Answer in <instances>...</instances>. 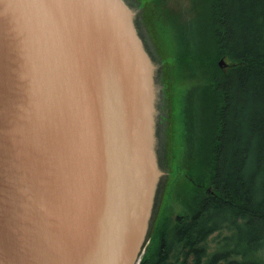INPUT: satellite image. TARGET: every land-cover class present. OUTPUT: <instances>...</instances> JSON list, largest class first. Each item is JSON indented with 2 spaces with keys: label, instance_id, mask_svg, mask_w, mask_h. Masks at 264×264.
Returning a JSON list of instances; mask_svg holds the SVG:
<instances>
[{
  "label": "water",
  "instance_id": "water-1",
  "mask_svg": "<svg viewBox=\"0 0 264 264\" xmlns=\"http://www.w3.org/2000/svg\"><path fill=\"white\" fill-rule=\"evenodd\" d=\"M165 64L141 0H0V264L139 263L175 162Z\"/></svg>",
  "mask_w": 264,
  "mask_h": 264
},
{
  "label": "trees",
  "instance_id": "trees-1",
  "mask_svg": "<svg viewBox=\"0 0 264 264\" xmlns=\"http://www.w3.org/2000/svg\"><path fill=\"white\" fill-rule=\"evenodd\" d=\"M263 2L264 0H230L229 39L225 25L216 27L218 11L214 3H207L204 25L208 32L198 40V47L201 40L206 42L203 49L205 57L183 56L184 49L189 46L192 48L195 39L188 42L187 38L177 34L179 27L174 22L170 26L178 47L176 55L181 57V75L193 77L196 74L202 80L200 85L193 87L198 91V103L194 108L198 119H193V106H187L191 101L185 97L182 122L188 126L191 121H200L198 132L202 145L207 146L210 142L212 150L207 157L205 154H198L196 162L190 164L192 168L189 172L193 176L187 175V179H184V191L179 195L185 201V210L180 216L185 221L176 219L175 227L172 226L171 236L176 239L174 245L169 248L166 243H162L165 242L168 230L165 222L158 221L154 228L153 242L147 247L140 264H264V35L261 37L263 31L259 25ZM242 20H247L245 33L253 37L251 40L245 39L244 47L237 44L243 35ZM227 39L231 46L228 50L225 47ZM217 40L221 43H217ZM243 49L248 52V58L244 57L247 61L253 58L250 64L243 59L241 65L228 66L227 73H222L215 67L214 60L220 51L237 61L238 55L243 56ZM173 76L171 73V80ZM208 78L212 79L211 82ZM238 80L241 81V86L237 85ZM249 90L254 91L255 98L247 96ZM241 92L244 96H241ZM225 98L234 100L235 105L243 103L246 106L247 102L252 104L254 101L258 103L253 106L259 108L260 114L254 110L255 113L251 115L252 123L249 122L248 131L251 136L241 135L237 140L229 137L228 133H246L247 128L234 126L233 120L229 124L224 123L225 110L229 105ZM235 112L234 108V119L237 117ZM211 134L215 137L210 138ZM185 147L190 148L186 157L189 160L194 143H185ZM229 149L233 150L227 159ZM223 222L227 223L232 236L223 237L217 243L226 245L221 253L207 254L205 240L219 230ZM156 246H160V249L154 253ZM230 246H234L237 253L231 254L228 250ZM175 250L178 261L168 263L170 251L174 253Z\"/></svg>",
  "mask_w": 264,
  "mask_h": 264
},
{
  "label": "rangeland",
  "instance_id": "rangeland-1",
  "mask_svg": "<svg viewBox=\"0 0 264 264\" xmlns=\"http://www.w3.org/2000/svg\"><path fill=\"white\" fill-rule=\"evenodd\" d=\"M144 7L146 8L152 22H154L155 34L158 38V41L163 45L164 53H165V80L172 92V94H164V109H169L167 114L165 115L164 119L161 123H164L173 118V130L168 128L164 131V137L172 138V145H171V152L170 157H175L172 177L170 184L164 182L166 188H161V199H160V212H159V221L165 222L167 225V236L165 238V242L169 248L174 245L176 239L171 236V229L172 226L176 224V219H182L180 216L185 210L184 203L185 201L179 198V195L184 191V184L185 180L187 179V175H192V172H189V169L192 167L190 166L191 163H195L196 159L198 158V154H205L206 157L210 154L212 148L209 145H202V138L199 131L201 126L200 121H191L188 126H185L182 122L183 110H184V102L185 97H188L191 103H188L187 106H193V119H198V116L194 114V108L198 103V91L194 90L193 87L198 86L202 83V80L194 74L193 77H183L181 75L180 66V58L179 55L177 57V49L178 47L175 45L174 42V32L170 28L172 27V22H174L178 28L177 34L184 39H188V42H191L194 38V45L192 48H185L183 56H190V57H205L203 53V49L206 46L205 41L199 42L198 47V40L202 37L201 35H205L208 32L207 27L204 25V18L207 12V3H214L215 8L218 12V18L216 19V27H220L225 25L226 26V34L228 39L231 36V27H230V17H229V2L230 0H141ZM225 18V20H224ZM224 20V23H223ZM260 20L262 27V31L264 32V2L260 10ZM247 20H242L241 24L244 25L242 27L243 35L242 39L237 42L240 46H245V39L251 40L253 37L249 36L245 33V24ZM262 32L261 37L264 35ZM233 38V37H232ZM226 41V49H231L229 41ZM217 43H221L220 41H216ZM234 43V41H230ZM236 44V42H235ZM235 48V46H233ZM197 49V50H196ZM243 49V56L238 55L237 61L233 60L227 53L220 51V54L216 56L214 60V65L218 68L222 73H227L228 66H237L243 63V58L246 57L248 52ZM264 53V51H263ZM248 58V57H246ZM224 63L222 64L223 69H221L218 65L219 61L222 60ZM246 67V64H245ZM250 69V68H249ZM173 73V80L170 79V74ZM211 82L212 79L208 78ZM251 81V79H250ZM249 83L252 85V83ZM241 81L238 80V86H241ZM232 92V90H231ZM237 97L239 98V90H237ZM251 95L254 97V91L249 90L247 92V96ZM241 96H244L241 92ZM242 98V97H241ZM255 98V97H254ZM226 102H229L225 110V119L224 123L229 124L232 120L233 125L238 126H245L247 128L246 133H240L237 131L236 133H228L229 137L232 140H237L243 137L251 136V133L248 131L249 122L252 120V113L254 114L256 110L259 113V108H255L253 105L257 106L258 103L254 101V103L249 104L247 102L246 106L243 103L234 104V100H229L225 98ZM192 104V105H191ZM234 108L236 110L234 115H236V119L233 118V111ZM260 114V113H259ZM174 121H177L175 123ZM185 128V131H184ZM264 128V125H263ZM183 136V137H182ZM210 138L215 137L214 134L209 135ZM253 137V136H252ZM258 138L257 136H254ZM261 137V135H260ZM254 139V138H253ZM259 139V138H258ZM246 140V139H245ZM185 143L189 145H193L194 147L191 150V155L189 160L186 159L188 153L190 152V148L185 147ZM183 146V148H182ZM236 147V146H235ZM234 148V147H233ZM233 149H229L227 152V159L230 157ZM192 152L195 154L192 155ZM198 167L201 168V165L198 164ZM225 173V172H224ZM188 214V213H187ZM156 223H149L147 232H152L146 249L149 245L152 244V237L154 235ZM232 236L231 230L228 228L227 223H222L221 228L214 233L210 234L205 242H206V253L213 254V253H221L225 246L221 243L223 237L229 238ZM165 247V246H164ZM163 247V248H164ZM167 248V247H166ZM145 249V251H146ZM160 249V246H156L153 249L155 253L157 250ZM234 246L228 247V250L232 253H237L234 250ZM168 250V249H167ZM144 251V252H145ZM264 252V250H263ZM264 260V256L262 257ZM177 260V251L171 252L168 255V263H172Z\"/></svg>",
  "mask_w": 264,
  "mask_h": 264
},
{
  "label": "bare ground",
  "instance_id": "bare-ground-1",
  "mask_svg": "<svg viewBox=\"0 0 264 264\" xmlns=\"http://www.w3.org/2000/svg\"><path fill=\"white\" fill-rule=\"evenodd\" d=\"M245 61H247L245 58H243ZM253 58H250L247 63L250 64L252 62Z\"/></svg>",
  "mask_w": 264,
  "mask_h": 264
}]
</instances>
